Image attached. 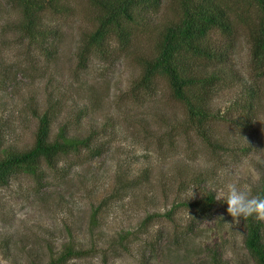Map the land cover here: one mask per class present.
Masks as SVG:
<instances>
[{"label": "rangeland", "instance_id": "rangeland-1", "mask_svg": "<svg viewBox=\"0 0 264 264\" xmlns=\"http://www.w3.org/2000/svg\"><path fill=\"white\" fill-rule=\"evenodd\" d=\"M223 1L230 28L205 44L226 57L190 61L195 73L218 75L185 88L207 113L199 124L160 72L143 82L180 0L123 21L128 36L109 34L85 67L76 52L96 25L90 0H43L31 36L17 1L0 0V155L31 146L45 109L50 138L61 125L91 138L90 148L0 186V264H43L69 242L87 253L65 264H254L242 220L230 226L217 199L229 182L251 195L264 186V55L250 50L254 8Z\"/></svg>", "mask_w": 264, "mask_h": 264}, {"label": "trees", "instance_id": "trees-1", "mask_svg": "<svg viewBox=\"0 0 264 264\" xmlns=\"http://www.w3.org/2000/svg\"><path fill=\"white\" fill-rule=\"evenodd\" d=\"M24 14L22 27L27 35L37 24V16L33 8L41 6L43 0H16ZM157 0H90L96 10L95 27L83 39L76 52L77 64L85 67L87 52L102 46L105 38L117 34L119 39H124L128 34L123 27V21L133 20L135 13L152 6ZM254 8L255 14L251 19L250 50L252 56L264 55V0H242ZM232 7L223 0H180V17L178 20L167 24L157 39V52L153 58L144 60L143 78L150 72H160L169 84L172 93L189 105L188 114L191 119L201 124L206 112L200 107L193 108L192 102L185 95V88L200 82H213L217 79L216 72L199 75L191 67L195 58L221 61L226 57L225 51L209 48L205 42L208 34L214 29L223 31L230 28ZM144 78L143 82H147ZM37 124L31 146L25 150L0 155V186L8 183L10 176L16 172L34 175L37 173L38 163L45 162L53 166L60 155L77 151L81 148H90V135L85 137L69 136L65 126H59L54 138H50L51 116L45 109L35 112ZM264 197V186L257 192ZM206 204H210L212 197L206 196ZM245 228L244 245L253 258L254 264H264L263 221L254 217L243 219ZM87 253L74 247L69 242L56 256L51 257L43 264H65L68 260L79 258Z\"/></svg>", "mask_w": 264, "mask_h": 264}, {"label": "clouds", "instance_id": "clouds-1", "mask_svg": "<svg viewBox=\"0 0 264 264\" xmlns=\"http://www.w3.org/2000/svg\"><path fill=\"white\" fill-rule=\"evenodd\" d=\"M193 192L191 190V197ZM217 200H223L227 204V213L232 218L233 224H239L241 218L254 217L264 221V197L251 195V189L247 186H238L236 182H229L220 190ZM228 224V223H227Z\"/></svg>", "mask_w": 264, "mask_h": 264}]
</instances>
